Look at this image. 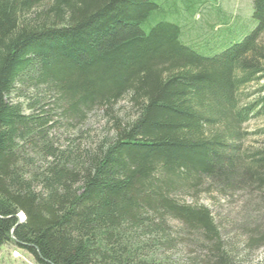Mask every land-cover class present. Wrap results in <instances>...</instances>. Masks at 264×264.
<instances>
[{
  "label": "trees",
  "instance_id": "obj_1",
  "mask_svg": "<svg viewBox=\"0 0 264 264\" xmlns=\"http://www.w3.org/2000/svg\"><path fill=\"white\" fill-rule=\"evenodd\" d=\"M213 1L0 0V247L39 264H179L192 245L203 259L183 264H234L210 211L178 197L201 182L264 189V146L245 149L242 129L264 117V85L243 91L264 80V0L241 41H186ZM124 98L135 114L108 115L109 139L52 138Z\"/></svg>",
  "mask_w": 264,
  "mask_h": 264
},
{
  "label": "rangeland",
  "instance_id": "obj_2",
  "mask_svg": "<svg viewBox=\"0 0 264 264\" xmlns=\"http://www.w3.org/2000/svg\"><path fill=\"white\" fill-rule=\"evenodd\" d=\"M252 1L216 0L206 5L202 4L198 13L191 18L192 22L184 28V39L193 42L194 45H200L205 40L215 37L219 30L222 37V31L231 29L232 32L228 34L225 32V36L231 40L241 41L254 28L250 20ZM225 17L226 25L217 27L216 32L210 30L212 25L220 24ZM262 42L264 44V37ZM263 85L264 80L243 89L244 93L251 96L249 101L257 97V91ZM134 114V108L128 99L124 98L113 107L110 114L93 111L82 123L77 122L72 126L63 122L51 136L58 145L83 143L84 147H93L104 138L109 139L113 134V122L108 115L111 117L114 115L122 120ZM242 129L249 135L243 142L244 148L249 152L262 149L264 135H260L259 132L264 129V117L250 120ZM201 184L191 193L178 197V200L187 204L197 202L210 211L220 229L222 250L235 258L232 261L234 264H264V189H260L259 184L251 183H244L230 191L211 182ZM169 225L179 228V224L174 221H170ZM201 252L203 254L196 246L181 245L174 251L173 259L179 264L190 259L199 262L203 259ZM0 264L39 263L29 251L9 242L0 247Z\"/></svg>",
  "mask_w": 264,
  "mask_h": 264
},
{
  "label": "water",
  "instance_id": "obj_3",
  "mask_svg": "<svg viewBox=\"0 0 264 264\" xmlns=\"http://www.w3.org/2000/svg\"><path fill=\"white\" fill-rule=\"evenodd\" d=\"M15 218L18 220L16 225L13 227L11 234L13 233V231L15 230V228L23 221V217H20V215H16Z\"/></svg>",
  "mask_w": 264,
  "mask_h": 264
},
{
  "label": "bare ground",
  "instance_id": "obj_4",
  "mask_svg": "<svg viewBox=\"0 0 264 264\" xmlns=\"http://www.w3.org/2000/svg\"><path fill=\"white\" fill-rule=\"evenodd\" d=\"M20 217H22V215L20 214Z\"/></svg>",
  "mask_w": 264,
  "mask_h": 264
}]
</instances>
